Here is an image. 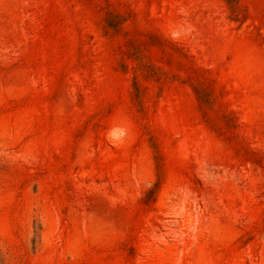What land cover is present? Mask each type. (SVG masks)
<instances>
[{"label":"rangeland","instance_id":"obj_1","mask_svg":"<svg viewBox=\"0 0 264 264\" xmlns=\"http://www.w3.org/2000/svg\"><path fill=\"white\" fill-rule=\"evenodd\" d=\"M0 264H264V0H0Z\"/></svg>","mask_w":264,"mask_h":264}]
</instances>
